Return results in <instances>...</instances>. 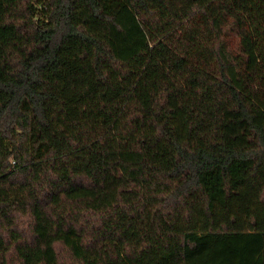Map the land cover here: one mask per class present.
<instances>
[{"label": "trees", "instance_id": "trees-1", "mask_svg": "<svg viewBox=\"0 0 264 264\" xmlns=\"http://www.w3.org/2000/svg\"><path fill=\"white\" fill-rule=\"evenodd\" d=\"M0 264H264V0H0Z\"/></svg>", "mask_w": 264, "mask_h": 264}]
</instances>
